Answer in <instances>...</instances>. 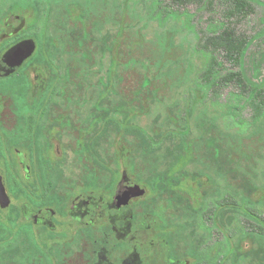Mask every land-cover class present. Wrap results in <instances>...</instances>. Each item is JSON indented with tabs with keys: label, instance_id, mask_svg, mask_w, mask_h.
I'll return each mask as SVG.
<instances>
[{
	"label": "rangeland",
	"instance_id": "obj_1",
	"mask_svg": "<svg viewBox=\"0 0 264 264\" xmlns=\"http://www.w3.org/2000/svg\"><path fill=\"white\" fill-rule=\"evenodd\" d=\"M259 1L261 5L255 4L254 13L239 24L247 35L260 33L244 61L247 75L255 81L264 75V61L252 72L253 58L264 52V0ZM152 3L0 0L1 34L8 25L36 33L49 9L47 33L53 43L48 55L60 76L39 132L41 158L32 155L27 143L17 144L22 154L0 158V200H29L13 187L12 174L4 169L11 159L16 179L23 185L40 179L53 188L54 195L47 196L104 200L94 208L100 221L105 200H110L126 175L143 190L125 210L114 212V220L125 218L129 224L130 264H165L169 257L189 264H214L221 254L227 256L225 264H264V234L239 231L244 220L241 209L219 210L216 224L205 214L215 199L229 193L264 215V109L254 118L235 84L214 96L200 78L208 55L197 48L196 31L209 18L220 21L225 4L217 0L208 10L189 5L184 14L159 22L148 17ZM220 60L224 69H238L223 56ZM34 69L30 80L33 92H38L46 76ZM147 80L155 81L161 90L149 106L143 101L145 111L134 122L160 143L144 155L132 151L129 138L104 125L101 115L105 110L114 114L121 98H137ZM188 96L194 106L188 133L182 134ZM3 102L1 111L6 116L9 98ZM98 136L95 148L110 161L111 171L95 167L81 150V141ZM157 172L178 182L174 194L152 197ZM111 179L113 189L107 188ZM65 202L66 211L73 201ZM77 214L73 209L66 216L56 215V231L63 232L66 242L79 226ZM221 232L230 237L226 240Z\"/></svg>",
	"mask_w": 264,
	"mask_h": 264
},
{
	"label": "trees",
	"instance_id": "obj_2",
	"mask_svg": "<svg viewBox=\"0 0 264 264\" xmlns=\"http://www.w3.org/2000/svg\"><path fill=\"white\" fill-rule=\"evenodd\" d=\"M217 0H153L152 6L148 11L149 19H157L159 22H164L169 17H177L184 14L185 9L189 5H194L196 8L204 6L205 9H211ZM225 4L222 12L223 18L220 21L207 19L204 27L196 31L197 48L204 51L208 55V63L205 69L201 72V81L208 87L209 92L217 96L220 90L229 84H235L240 90V94H244V102L249 103L253 110L254 118L260 115L264 109V75L259 81L253 80L247 75L244 68V61L248 55L250 47L256 39L260 37L259 31L253 35H247L239 29V24L248 18L255 10V4L261 5L259 0H221ZM49 9L47 8L40 19L41 27L39 31L34 33V39L37 43V52L33 59L35 65L40 72L45 74L46 78L42 87L38 92H33L30 97V89L28 83L25 82V77L15 78V82L9 83L8 86H17L14 91L13 101L16 104L18 117H32L33 120L29 124L26 122L21 125L28 126V129L23 128V132H32L33 136L30 139L18 140L17 144L27 143L28 148L33 156L41 158L38 148V133L40 131V121L44 119L47 109L46 103L49 96L54 92L56 83L59 80L58 68L54 66L48 55L49 46L53 40L48 35L47 19ZM255 55H258L255 54ZM221 56L226 58L230 63L238 65V69H224L221 64ZM264 61V52L260 53V57H254L252 60V72H255L260 63ZM4 86H7L4 84ZM161 90L160 86L153 80H147L139 96L134 99L121 98L114 107V114L110 115L108 110H105L101 117L103 124L111 126L115 134H122L123 137L130 139L132 151H140L144 155H148L153 150V145L160 143L148 135L134 120L144 113L143 101L149 106L157 100V94ZM138 102V103H136ZM31 105V106H30ZM194 101L191 96H188L187 102L182 112L183 130L182 134H187L189 130V120L192 116ZM32 107V108H31ZM32 110V112H31ZM31 112V113H30ZM92 141H81V150L85 153L86 159L89 160L95 167L111 171L110 161L101 157L100 153L95 148V143H98V138ZM3 154H0L2 158ZM112 157L109 156L108 159ZM114 160L117 159V154L114 155ZM132 158V157H131ZM133 159V158H132ZM17 180V179H16ZM113 181V179H112ZM179 188L177 181L168 179L163 172H157L152 182L153 198L163 197L164 195L174 194ZM51 186L44 184V195H54ZM53 191V192H52ZM156 196H155V195ZM177 196V194H176ZM223 208L241 209L243 218L239 231L245 233L256 231L264 234V215L256 208L246 204H240L231 194L227 193L224 196L215 199L205 210L206 216L216 224V217L219 210ZM224 234L227 240L230 234ZM226 254L218 255L214 264H225Z\"/></svg>",
	"mask_w": 264,
	"mask_h": 264
},
{
	"label": "flooded vegetation",
	"instance_id": "obj_3",
	"mask_svg": "<svg viewBox=\"0 0 264 264\" xmlns=\"http://www.w3.org/2000/svg\"><path fill=\"white\" fill-rule=\"evenodd\" d=\"M5 29L7 31L0 33V154L13 156L22 154L18 152V140L32 138L33 133L23 132L24 126L21 125L25 122L30 124L33 118L18 117L16 104L13 101L17 86L8 85L15 82V78L25 77L32 97L33 83L30 76L35 71L33 59L38 48L34 33L22 32L21 25H8ZM7 97L9 98L5 112L7 115L3 116L2 111L5 108L3 98L7 99ZM37 120L41 123L39 126L41 129L46 119L44 117ZM24 129L27 131L32 128L26 126ZM37 136L39 138V133ZM13 164L14 161L8 159L4 169L12 174L13 187H19L29 200L3 198L0 200V264H130L128 221L123 218L118 222L113 218L114 212H122L136 198L132 197L127 204L120 206L114 199L123 180L128 179L134 183L131 178L126 175L121 176L110 200H105L104 210L100 211L104 217L96 221L97 214L94 208L104 200H76V198L67 199L65 196L44 195L45 183L39 179V181H26L23 185L12 173ZM25 170L28 173L29 167L26 166ZM107 184L113 185L112 179ZM112 185L107 188H111ZM1 192L0 182V194ZM65 200L73 201L67 205L66 211ZM73 209L78 212L75 222L79 226L74 238L66 242L61 237L63 232L56 231V215L61 213L66 216ZM89 211L92 212L91 215H87ZM85 215L88 217L86 220H84ZM72 241L74 246H71ZM133 249L136 252V247ZM133 264H137L136 261H133ZM165 264H189V262L177 261L169 257Z\"/></svg>",
	"mask_w": 264,
	"mask_h": 264
},
{
	"label": "water",
	"instance_id": "obj_4",
	"mask_svg": "<svg viewBox=\"0 0 264 264\" xmlns=\"http://www.w3.org/2000/svg\"><path fill=\"white\" fill-rule=\"evenodd\" d=\"M143 193L139 185L134 184L131 180H123L119 185L114 196L118 206L127 204L132 197H136Z\"/></svg>",
	"mask_w": 264,
	"mask_h": 264
}]
</instances>
